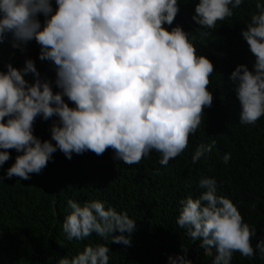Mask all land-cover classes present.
<instances>
[{
    "label": "clouds",
    "instance_id": "1",
    "mask_svg": "<svg viewBox=\"0 0 264 264\" xmlns=\"http://www.w3.org/2000/svg\"><path fill=\"white\" fill-rule=\"evenodd\" d=\"M243 0H198L193 22L214 30L218 21L233 16ZM0 0V43L7 35L12 47L24 50L35 40L39 59L51 62L52 81L41 78L31 59L17 69L11 63L0 70V166L18 155L6 176L23 180L39 174L57 150L67 159L91 151L102 155L112 149L113 159L132 165L153 150L167 165L187 147L211 107L207 86L214 65L197 55L188 32L172 27L179 13L178 0ZM241 36L255 61L252 70L237 65L230 74L241 104L239 122L254 125L264 116V2L257 0ZM44 17L43 25L37 18ZM170 27V30L165 27ZM31 74L30 83L24 77ZM64 97L72 103L65 102ZM50 126V140L33 134L37 117ZM52 141L55 143L53 144ZM215 145L200 144L192 154L196 163ZM231 158L225 153L222 161ZM197 198L179 201L177 225L185 229L211 264H230L234 252L253 256L255 228L244 222L233 202L217 195L214 178L198 182ZM71 209L62 223L69 241H83L93 233L112 243L131 245L135 220L126 211L105 208L99 200ZM120 233L113 235V233ZM127 233V235H125ZM110 237V240H109ZM256 249L264 257V240ZM214 250V251H213ZM109 248L86 245L71 259L58 264H109ZM168 264H191L184 256L168 257Z\"/></svg>",
    "mask_w": 264,
    "mask_h": 264
},
{
    "label": "trees",
    "instance_id": "2",
    "mask_svg": "<svg viewBox=\"0 0 264 264\" xmlns=\"http://www.w3.org/2000/svg\"><path fill=\"white\" fill-rule=\"evenodd\" d=\"M197 2L178 0L180 10L172 25L188 32L197 55L214 65L207 86L213 96L212 105L204 108V117L189 136L188 147L166 166L160 164V154L155 150L132 165L114 160L112 149L99 156L91 151L73 153L71 159L57 150L47 166L27 180L6 176L18 155L8 150L10 159L0 166V264H58L62 257L71 259L86 245L97 244L109 248V264H168L169 256L178 255L191 264H211L212 257L204 255L200 242L191 240L176 223L179 201L188 196L197 198L203 191L198 187L203 177L214 178L217 195L229 198L244 222L255 228L251 238L255 254L244 257L234 252L230 264H264V257L256 249L257 243L264 240V116L254 125L239 122L241 104L229 79L239 64L252 70L255 58L241 30L255 12L257 0H243L233 9V16L218 21L214 30L198 26L191 19ZM52 7L55 10V0ZM37 18L43 25L44 17ZM39 52L35 40L28 42L23 51L13 48L9 34L0 43V70L6 71L9 63L21 69L24 61L31 59L41 78L52 81L53 91H58L54 68L51 62L39 59ZM24 78L30 83L33 80L31 74ZM64 100L74 106L67 97ZM57 119L45 121L38 116L33 134L50 140L49 129ZM213 141L212 151L193 163L196 147ZM225 153L231 154L227 164L222 161ZM68 200L81 205L99 200L106 209L126 211L136 224L131 245L112 243L95 233L83 241H69L62 231L63 220L71 211Z\"/></svg>",
    "mask_w": 264,
    "mask_h": 264
}]
</instances>
